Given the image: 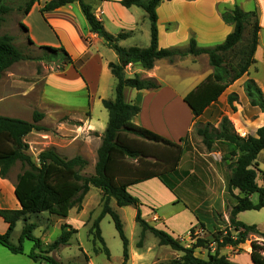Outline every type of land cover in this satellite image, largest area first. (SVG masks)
<instances>
[{
    "label": "trees",
    "instance_id": "obj_1",
    "mask_svg": "<svg viewBox=\"0 0 264 264\" xmlns=\"http://www.w3.org/2000/svg\"><path fill=\"white\" fill-rule=\"evenodd\" d=\"M37 0H25L23 6H18L22 15H26ZM75 0H48L41 12L53 10L69 4ZM92 32L101 37L106 45L113 49L118 57L116 63L108 64L111 74L116 79L113 99H102V106L106 109L108 120L101 135V143L97 149V159L94 171L90 175L80 172L86 166L87 160L77 155L71 158L64 157L54 148L42 150L38 154V164L26 153L27 144L24 137L33 129L40 127L35 124L43 114L35 112L33 120L29 122L20 118L0 115V176L7 178L12 165L18 160L26 167L17 176L14 184V196L19 208H0V217L7 228L0 233V245L13 254H22L23 248L19 243L12 244L9 237L18 220L23 226L21 238L32 240L34 245L26 255L33 261L42 259L46 264H60L49 252L67 245L71 236L77 232L69 224L61 225V232L46 249H41L44 255H39L35 249L41 246V240L32 234L35 224L28 222L29 215L47 212L49 215L66 218L72 207L80 204L83 196L94 187L101 191V210L95 218L91 230L94 231L93 240L97 238L103 245L98 224L102 217L109 214L115 229L122 241L123 264L129 259L128 239L124 234L119 215L111 208L113 199L118 207L132 206L135 208V222L140 227L137 247H141L145 232L149 231L158 239L160 245L169 246L172 250L181 252L180 257L169 261H158L153 264H238L229 260L225 255L207 253L206 258L194 255L195 247H204L205 239L197 238L196 244L184 246L180 240L170 233L150 225L142 216L141 203L131 195L127 188L150 178H158L168 189L174 191L170 178L176 172L181 160L183 147L148 128L134 124L131 119L140 112V107L125 101L124 88L131 87L137 90H156L160 85L152 78H141L139 75L127 76L126 66L138 64L144 70H150L154 62L160 58L171 59L178 51L174 47L160 48L158 46L157 5L164 0H120L125 6L132 5L142 8L150 22V39L146 47H124L118 41L129 36L130 32H120L116 35L108 33L100 20L91 11L85 0H77ZM11 8L0 0V27L4 16ZM223 21L233 26L232 31L225 39L213 46L200 47L194 36H191L185 53L198 55L204 53L208 57L212 71L194 88L183 96V102L188 106L194 122L204 110L215 102L228 85L247 73L256 60L254 52L258 40L259 21L256 9L244 11L238 4L231 8H222ZM22 30L27 28L21 22ZM29 44H33L27 37ZM50 58H59L55 69L63 71L65 66L72 64L75 68L82 63V59L74 61L63 47L41 45L38 47ZM23 58L21 51L15 46L13 37L0 33V78L7 68ZM243 89L249 105L258 106L264 112V94L252 78L243 82ZM228 101L236 99V93H230ZM196 124V122H194ZM214 131H216L214 129ZM207 149L212 146L213 139L227 141L233 146L232 156L235 160L230 166V175L227 181V191L235 199L230 210V224L237 231L235 236L224 235L214 237L219 246L235 247L243 243L248 234H258L264 239V233L256 228L255 224H246L236 219V214L246 210H259L264 207V182L259 186L256 182L257 173H261L264 181V171L258 168L257 155L264 149V125L258 127L255 135L238 136L228 118L223 116L219 129L212 134L205 125L196 129ZM179 142L183 138H179ZM239 195H234L233 190ZM257 194V201L253 202L249 196ZM198 220V217H197ZM250 260L252 264H264V244L258 240L250 242ZM94 252L97 249L94 247ZM104 252L109 257V250L104 246ZM85 255V254H84ZM86 256V255H85Z\"/></svg>",
    "mask_w": 264,
    "mask_h": 264
},
{
    "label": "rangeland",
    "instance_id": "obj_2",
    "mask_svg": "<svg viewBox=\"0 0 264 264\" xmlns=\"http://www.w3.org/2000/svg\"><path fill=\"white\" fill-rule=\"evenodd\" d=\"M24 1L1 0L2 3L11 8V11L4 16L0 33L9 34L13 37V42L23 54V58L11 65L9 69H6L5 76L0 79V115L34 122V113L37 111L42 113L43 116L35 122L40 128L33 129L24 137L27 144L26 153L38 164V154L42 150L54 148L57 151V146L61 145L63 152H58L63 153L64 157L71 158L80 155L87 160L86 166L80 173L85 176L90 175L93 173L95 165L93 156H95V161L97 159V151L95 152V141H97L95 136L97 135L91 131H80L78 138L73 142H70V139L66 140V136L68 134L71 136L70 134L74 133L85 120L86 115H88L86 109H90L92 101L87 99L83 92L76 95L59 94L55 95L58 98V103L60 101L63 103L61 102V105L58 106L48 103L45 98L43 99L39 93L40 88L36 85L28 92L23 93L20 91L25 88L24 82L35 80L31 79L35 73L41 77L46 69L50 70V67L54 69L59 63V58L47 57L44 51L29 44L25 32L16 29V24L21 20L22 15L18 6H23ZM249 9L250 6L246 5L243 10L248 11ZM141 29L143 31L141 33L142 37L150 29V22L147 17ZM138 44L141 47L148 45V43L141 41H138ZM173 47L178 52L171 59L160 58L154 62L152 68L156 71L157 77H144L154 79L160 87H163L161 90L156 89L157 91H153L157 93V96L144 101V112L141 116L142 121L152 124L162 133L148 129L171 139L175 138L181 128L177 127L176 120L170 123L167 122L168 113L171 117L182 119L184 122H187L188 117L180 108L178 98H173V95L168 93L166 86L170 81H173L169 84L170 86L183 87L185 90L194 88L213 69L206 54L193 55L185 53L188 45ZM150 72H152V69ZM6 76L14 80L7 83ZM111 79L112 83L107 85V88H110L107 90L108 99L114 97L115 78L112 77ZM237 83L230 84V87L237 92L235 100L228 101L229 87L228 89L226 87V90L220 94L218 99L196 118L194 121L196 124L193 121L191 122L189 131L181 137L183 141L176 140L177 143L182 145L183 151L178 168L171 175L169 181L175 189L177 199L193 209L192 212L198 217V220L189 229L186 237L185 220L179 223L175 230L177 232L182 231L180 235L185 238L179 240L186 247L196 244L197 238L207 241L204 247L194 248V255L200 258H206L207 253L218 251L219 254L225 255L231 261H233V255H237V258L246 259L245 253L250 252V242L252 240H258L264 244V239L253 233L248 234L246 240L235 247L219 246L218 242L214 241V237L235 236L237 234L229 221L230 210L235 203V199L227 191L230 166L235 160L231 152L234 147L229 145L227 141L213 139L211 148L207 149L201 136L197 135L196 129L206 125L213 134L218 131L221 118L226 116L238 136L255 135L254 127L259 123V117L264 115V112L258 106H256L258 111L255 114H253V111L250 112L243 108L244 103L247 105L246 107L251 105H249L243 84L238 87ZM100 105L94 104L92 106L94 115L107 113L102 103ZM164 133L167 134L164 135ZM257 157L258 168L264 171V149L260 151ZM25 167L23 163L17 160L10 168L7 178L0 176L3 183H5L2 188L0 187L4 195L0 199V204L5 205V208L12 209L11 199L14 196V188L11 186H14L17 176ZM256 182L259 186H262L264 182L259 172L256 176ZM232 193L239 195L236 189ZM249 198L256 202L257 194H251ZM101 204V191L98 194L96 188L90 187L82 198L80 208L78 209L77 206L72 207L66 218L49 215L47 212L30 214L28 222L35 224L32 234L41 240V246L39 249H35V252L44 255L40 250L46 249L58 237L61 232L60 227L66 221L65 223L75 228L77 232L71 236L67 245H62L47 255L60 264H123L122 241L109 214L104 215L98 224L104 245L97 238H95V241L93 240L95 235L91 228L101 210ZM110 206L119 215L124 234L128 239V250H134L137 248L140 233V227L134 218V207H118L113 199L110 200ZM150 219L154 220L156 217ZM241 220L244 222H257L259 225L264 226V209L246 210L241 215ZM22 226V220H18L9 241L14 245L20 243L23 253L14 255L0 245V264H46L42 259L35 262L26 255L31 251L34 243L26 237L21 238ZM1 228L2 224L0 222ZM258 231L261 232L259 229ZM143 243L146 244L145 248L147 250L142 249L139 252L135 250L138 255L131 254L129 251V259L126 264H151L153 261L154 263L169 261L181 255V252L172 250L169 246L160 245L158 239L149 231L145 232ZM104 246L109 250V257L104 252ZM94 247L97 252H94ZM249 262L250 256L247 263Z\"/></svg>",
    "mask_w": 264,
    "mask_h": 264
},
{
    "label": "crops",
    "instance_id": "obj_3",
    "mask_svg": "<svg viewBox=\"0 0 264 264\" xmlns=\"http://www.w3.org/2000/svg\"><path fill=\"white\" fill-rule=\"evenodd\" d=\"M46 1L48 0H37L34 2L29 12L26 15H21V20L17 22L16 29L22 30L19 24L21 22L27 28V32L22 31L31 39L33 46L37 48L41 45L52 47L61 46L75 62L82 59V63L78 67L76 66V68L72 64H69L65 66L63 71L53 69L52 67H50V70L44 69L45 71L41 77L35 73L31 77V79L35 80L27 83L24 82L25 88L20 91L23 93L28 92L35 88L36 85L40 88L39 93L43 99L45 98L48 103L58 106L61 105L62 101L58 103V98L55 95H76L83 92L87 96V99L92 101L90 109H86L88 115H86L85 120L78 127L79 130L76 129L74 133L70 134L71 136L68 134L66 140L70 139V142H73L78 138L80 131H91L97 135L95 136L97 138V141H95L96 152L100 145V137L107 125L108 114L105 112L104 115H94L92 106L94 104L101 106L102 99H108L107 90L110 88H107V85L112 83L111 78L114 77L111 74L108 64L110 62L116 63L118 57L115 51L108 47L101 37L90 30L77 0L53 10L41 12ZM119 1L85 0L90 5L92 13L101 21L108 33L116 35L120 32H130L128 37L118 41L119 45L124 47H141L138 41L149 44L150 29L141 37V33L143 32L141 26L143 23L145 24L147 17L145 11L134 5L125 7ZM234 4H238L242 9L246 5L250 6L249 10L256 9L260 27L254 52L256 62L249 68L247 73L243 74L234 82H238L237 86L240 87L246 79L252 78L264 93V0H164L156 7L158 46L160 48L173 46L185 47L188 45L191 36H194L197 45L200 47H209L222 42L232 31L233 26L223 21L221 9L223 7L231 8ZM151 69L152 72H150ZM151 69L144 70L138 64H129L126 66L125 71L127 76L137 74L143 78L149 76L152 78L157 77L156 71L153 68ZM6 72L7 70H5L0 79L5 76L4 74ZM209 73L210 71L205 76ZM5 79L7 83L14 80L9 76H6ZM171 83L173 81H170L169 84ZM114 84H116V79ZM169 84L166 86L168 93L172 94L173 98H178L180 108L188 117L187 122H184L182 119L171 117L170 113H168L167 122L170 123L176 120L177 127L179 129L181 128V131L177 133L174 139L166 138L177 142L176 140H179V138L183 137L189 131L192 122L191 111L182 99L192 88L185 90L183 87L178 88L176 86H170ZM162 87L157 90H161ZM228 87V94H237L230 85ZM157 90H137L131 87H125L124 98L126 102L134 103L140 107V112L131 119L134 124L162 133L152 124L141 120L142 113L144 112V101L157 96V93L153 92ZM246 106L244 103V109L250 112L253 111V114L257 113L258 108L256 106ZM262 125H264V115H260L259 123L254 127V131ZM166 134L164 133V135ZM57 151L63 152L61 145L57 146ZM93 159L95 163V156H93ZM3 184L5 183L0 178L1 188L4 186ZM11 187L14 188V186ZM127 190L141 203L140 211L142 217L150 225L170 233L173 237L178 239L185 238L189 229L197 223V216L192 212L193 209L189 208L180 199L178 200L175 190L171 191L168 189L158 178H150L131 185ZM97 192L98 194L100 193L98 189ZM3 197L4 195L0 190V199ZM11 203L13 205L11 207L12 209L19 208V203L15 196L11 199ZM5 207V205L2 206L0 204V208ZM261 209L263 210L264 207ZM134 211L136 213L135 208ZM243 212L245 211L236 214L237 220L242 221L241 215ZM154 216L156 219H150ZM183 220L186 221L184 223L186 229L185 237H181L180 233L182 231L177 232L175 230ZM0 222L2 224L0 233H4L7 228V223L1 217ZM244 223L255 224L257 229L264 232V226L259 225L257 222ZM145 247L146 244L143 243L141 247L129 251L131 254L138 255L135 250L139 252L145 249L146 251L147 249ZM245 255L247 261L246 259H242V257L237 258V255H233L232 260L238 264H252L251 260V263H247L249 252L245 253ZM153 263L154 261L151 264Z\"/></svg>",
    "mask_w": 264,
    "mask_h": 264
}]
</instances>
